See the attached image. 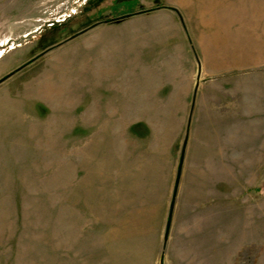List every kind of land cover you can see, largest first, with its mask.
I'll list each match as a JSON object with an SVG mask.
<instances>
[{"label": "rangeland", "instance_id": "1", "mask_svg": "<svg viewBox=\"0 0 264 264\" xmlns=\"http://www.w3.org/2000/svg\"><path fill=\"white\" fill-rule=\"evenodd\" d=\"M0 264H264V0H0Z\"/></svg>", "mask_w": 264, "mask_h": 264}, {"label": "crops", "instance_id": "2", "mask_svg": "<svg viewBox=\"0 0 264 264\" xmlns=\"http://www.w3.org/2000/svg\"><path fill=\"white\" fill-rule=\"evenodd\" d=\"M173 19H171V24L175 25L176 29L181 33L182 31L186 30L187 31V28L185 27V23L183 22V20L180 18V19H176L175 17L172 16ZM179 20V21H178ZM112 22V21H110ZM103 23H107V22H103ZM100 24H97L96 26H98ZM95 27V26H94ZM185 32V31H184ZM79 36V35H77ZM201 72H202V66L199 64L198 66V73H197V81H196V84H195V91H194V95L191 99V96H190V99L187 101V103H191V104H196L197 103V98H198V91H199V87H200V78H201ZM114 91L115 92V95H119L121 97H124V95L126 94V92H124V86H116L114 87ZM139 91V90H137ZM111 99V98H110ZM110 102H113V103H119V104H122V101H111ZM136 104H139L140 101H137L135 102ZM187 143H185L186 147L188 146V142H189V139L188 141L186 140ZM186 151V150H185ZM238 153V151L236 152ZM239 156H237V160L235 162H239ZM237 167H240L239 164L236 165ZM181 176V175H180ZM180 176H178V182L180 184V181H179V178ZM178 182H177V185H178ZM178 188H179V185H178ZM169 218L171 220V217H172V213L171 215L169 214ZM170 230V229H169Z\"/></svg>", "mask_w": 264, "mask_h": 264}, {"label": "water", "instance_id": "3", "mask_svg": "<svg viewBox=\"0 0 264 264\" xmlns=\"http://www.w3.org/2000/svg\"><path fill=\"white\" fill-rule=\"evenodd\" d=\"M179 176H180V173H179ZM172 209H173V204H172V207H171V211H172ZM172 213V212H171ZM171 213H170V215H171ZM170 224H171V220H170V218H169V221H168V227H167V229L169 230V228H170ZM167 230V231H168Z\"/></svg>", "mask_w": 264, "mask_h": 264}, {"label": "trees", "instance_id": "4", "mask_svg": "<svg viewBox=\"0 0 264 264\" xmlns=\"http://www.w3.org/2000/svg\"><path fill=\"white\" fill-rule=\"evenodd\" d=\"M120 5H121V4H120ZM117 7H120V6L118 5ZM130 13H131V12H129V13H126V14H122V15H123V16H124V15H126V16H127V15H129ZM123 16H122V17H123Z\"/></svg>", "mask_w": 264, "mask_h": 264}]
</instances>
